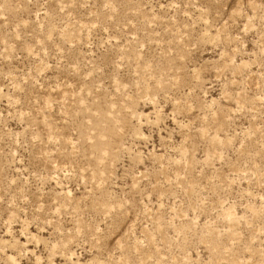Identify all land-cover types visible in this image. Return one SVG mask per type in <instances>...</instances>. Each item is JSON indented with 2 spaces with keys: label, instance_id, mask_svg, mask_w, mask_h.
Listing matches in <instances>:
<instances>
[{
  "label": "rangeland",
  "instance_id": "obj_1",
  "mask_svg": "<svg viewBox=\"0 0 264 264\" xmlns=\"http://www.w3.org/2000/svg\"><path fill=\"white\" fill-rule=\"evenodd\" d=\"M0 264H264V0H0Z\"/></svg>",
  "mask_w": 264,
  "mask_h": 264
}]
</instances>
